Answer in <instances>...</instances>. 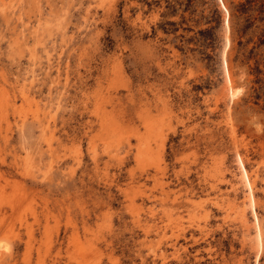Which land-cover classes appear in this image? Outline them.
Segmentation results:
<instances>
[{
  "label": "rangeland",
  "instance_id": "1",
  "mask_svg": "<svg viewBox=\"0 0 264 264\" xmlns=\"http://www.w3.org/2000/svg\"><path fill=\"white\" fill-rule=\"evenodd\" d=\"M0 264H264V0H0Z\"/></svg>",
  "mask_w": 264,
  "mask_h": 264
}]
</instances>
